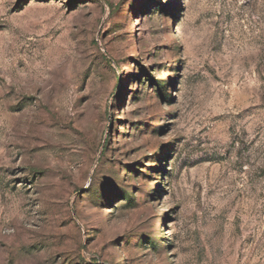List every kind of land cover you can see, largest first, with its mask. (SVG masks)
I'll return each instance as SVG.
<instances>
[{
	"label": "rangeland",
	"instance_id": "rangeland-1",
	"mask_svg": "<svg viewBox=\"0 0 264 264\" xmlns=\"http://www.w3.org/2000/svg\"><path fill=\"white\" fill-rule=\"evenodd\" d=\"M0 264H264V0H0Z\"/></svg>",
	"mask_w": 264,
	"mask_h": 264
},
{
	"label": "trees",
	"instance_id": "trees-1",
	"mask_svg": "<svg viewBox=\"0 0 264 264\" xmlns=\"http://www.w3.org/2000/svg\"><path fill=\"white\" fill-rule=\"evenodd\" d=\"M157 92L160 93V94H161V97L164 98V94L162 93V92H163V91H162V87H159Z\"/></svg>",
	"mask_w": 264,
	"mask_h": 264
}]
</instances>
